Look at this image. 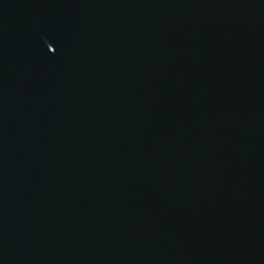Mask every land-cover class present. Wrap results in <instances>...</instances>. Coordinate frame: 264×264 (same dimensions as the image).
I'll return each mask as SVG.
<instances>
[{
  "label": "water",
  "instance_id": "1",
  "mask_svg": "<svg viewBox=\"0 0 264 264\" xmlns=\"http://www.w3.org/2000/svg\"><path fill=\"white\" fill-rule=\"evenodd\" d=\"M0 264H264V0H0Z\"/></svg>",
  "mask_w": 264,
  "mask_h": 264
}]
</instances>
